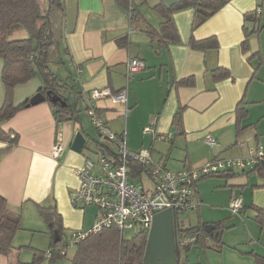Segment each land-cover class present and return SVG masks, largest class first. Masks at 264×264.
I'll return each mask as SVG.
<instances>
[{
    "label": "crops",
    "instance_id": "crops-1",
    "mask_svg": "<svg viewBox=\"0 0 264 264\" xmlns=\"http://www.w3.org/2000/svg\"><path fill=\"white\" fill-rule=\"evenodd\" d=\"M263 1L229 0L195 28H192L195 18L192 8L176 11L172 18L180 41L161 44L148 32L159 29L162 16L156 12V7L150 9L145 0H138L140 18L133 23L117 0H63L64 13L54 61L63 64L66 73L57 76L51 71L64 84L58 89L71 106L72 117L57 123L52 107L44 101L23 108L1 123L4 131L17 135V143L0 157V195L11 210L21 215L22 230L45 228L37 205H54L66 233L87 230L94 222L95 207L94 211L87 209L93 206L73 207L69 200L70 193L78 186L73 169L89 158L83 152L86 147L81 152L70 148L77 131L89 137L78 103L86 111L85 99L94 88H108L112 92L127 88L128 115H125L124 105L113 104L108 99H99L94 105L113 132H120L118 119H124L123 130L118 134H125L128 124L130 138L126 147L129 151H147L152 157L154 147H163L151 133L143 132L149 125L155 135H170L166 137L169 153L172 149L184 153L175 154L173 160L178 163L173 164V168L166 159L160 158L168 171L197 168L211 159L236 153L239 141L250 127L264 122V109L255 114L254 123L247 121L254 112L250 105L264 102V73L260 74L263 79L257 74L264 67ZM25 37L24 29L14 30L9 35L10 39ZM210 37L216 40V48L195 50L188 45L190 38L200 41ZM130 58L141 59L145 66L127 79L125 62ZM1 68L0 59V106L4 97ZM216 68L227 69L230 77L215 80L213 70ZM181 80L186 83H180ZM189 81L191 84H187ZM39 87L41 81L37 77L17 85L13 102L19 104L29 99ZM178 110L181 111V133L172 126ZM153 118L155 123H152ZM134 131L147 135L146 140L135 144L131 138ZM57 135L62 138L64 151L55 158L52 147ZM206 135L214 137L217 144L208 146ZM246 136L251 137L249 133ZM252 136L254 143L264 150V123L262 128H254ZM5 146L6 143L0 141V150ZM251 170L246 174H254L259 180L243 184L239 217L229 222V226H226V217L220 237L214 236V230L201 244L183 253L185 262L178 264H257L255 255L264 257V227L253 219L252 209L253 206L264 207V186L261 177ZM144 178L150 186L146 171L137 173L130 164L129 181L143 185ZM218 179L228 185L229 179ZM196 194L198 199V191ZM234 195H229L227 205L230 199H235ZM207 223L213 222L198 220L190 227ZM22 230L15 233L14 246L22 241ZM16 261L13 253L9 257L0 255V264Z\"/></svg>",
    "mask_w": 264,
    "mask_h": 264
},
{
    "label": "trees",
    "instance_id": "trees-1",
    "mask_svg": "<svg viewBox=\"0 0 264 264\" xmlns=\"http://www.w3.org/2000/svg\"><path fill=\"white\" fill-rule=\"evenodd\" d=\"M227 1L229 0H180L177 5L169 9L159 5L155 10L161 14L162 22L157 31L148 33L161 44H178L179 35L172 18L174 12L192 8L195 14L192 28H195ZM117 2L127 10L131 23L140 18L138 5L131 0H117ZM63 13V0H46L45 7H42L38 0H0L1 82L4 88L3 102L0 106V141L6 143L5 148L0 150V157L17 143V135L4 131L1 128V123L28 107V99L19 104L13 102V91L17 85L24 84L35 77L39 78L41 87L38 92L45 95V101L49 102L52 107L57 123L72 117L71 106L68 105L67 100L58 89L64 84H61V81L49 68L50 61H54L56 58ZM17 29H24L27 37L10 39V33ZM188 45L192 49L200 50L207 47L216 48L217 43L212 37L200 41L190 38ZM242 47L245 48V43L242 44ZM229 77L230 73L227 69L216 68L213 70L215 80ZM180 83H186V81L181 80ZM187 84H191V82L189 81ZM47 91L58 95L67 105L51 104L49 97L46 96ZM241 114L243 113L241 112ZM172 126L178 133H181L180 110L174 114ZM171 134L173 137V133ZM131 167L137 173L146 171L145 167L138 162L131 163ZM253 171H256L261 177L262 186H264V169L261 166V161L250 172ZM234 174L222 172L202 177L200 180L211 177L229 179ZM252 209L254 211L253 219L260 227H264V207L253 206ZM37 211L45 222L50 235V250L42 253L34 252L32 261L27 264H40L43 260H46L47 264H54L57 257L64 256L66 253V245H63L62 242L66 239L67 233L62 227L61 217L54 205H37ZM176 215L174 214L173 217V225L175 251L179 263L181 254L186 253L192 246L201 244L203 238L209 234L204 231L201 224L181 228L176 221ZM212 224L220 237L224 229V219ZM19 230H22L21 215L11 210L0 195V255L9 257L15 249L12 243L13 237ZM54 231L57 233V239H55ZM122 235L113 227L90 233L75 245L76 249L71 264H143L147 232L138 231L130 240H123ZM255 258L257 264H263L264 257L255 255ZM8 264L21 263L16 261Z\"/></svg>",
    "mask_w": 264,
    "mask_h": 264
},
{
    "label": "built area",
    "instance_id": "built-area-1",
    "mask_svg": "<svg viewBox=\"0 0 264 264\" xmlns=\"http://www.w3.org/2000/svg\"><path fill=\"white\" fill-rule=\"evenodd\" d=\"M144 66L141 59H128L125 62L126 78L141 71ZM103 98L113 104L124 105L125 115L129 113L126 106V87L117 92L108 88H94L85 99L91 126L109 143V147L96 145L95 160L87 158L82 166L73 169L78 186L69 195L70 204L73 207L94 206L96 217L90 229L69 231L64 242L66 246H75L90 233L110 227L120 234L126 229L148 233L155 213L168 208L174 217V214L191 212L198 208L196 186L202 177L222 172H246L264 159L262 146L256 145L245 158H214L197 168L185 167L176 172L168 171L163 164L154 162L149 152H131L127 149L125 134L113 132L96 110L94 102ZM152 123H155V118ZM143 132L151 133L160 140L170 136L155 135L150 125L145 127ZM205 142L210 147L217 144L216 139L210 135H206ZM63 151L62 138L57 135L52 147V156L57 158ZM133 162L145 167L151 181L150 186L145 187L129 181V166ZM240 209L241 198L232 199L230 212L238 214Z\"/></svg>",
    "mask_w": 264,
    "mask_h": 264
},
{
    "label": "rangeland",
    "instance_id": "rangeland-1",
    "mask_svg": "<svg viewBox=\"0 0 264 264\" xmlns=\"http://www.w3.org/2000/svg\"><path fill=\"white\" fill-rule=\"evenodd\" d=\"M40 5L42 7L46 6V0H38ZM135 4H138V0H133ZM264 2V1H263ZM140 3V2H139ZM158 13V12H157ZM49 68L57 75V76H64L63 74L66 73L65 66L61 64L60 62L50 61ZM262 73V74H261ZM264 73V67L261 68L258 71V77L261 79V75ZM261 74V75H260ZM263 79V78H262ZM263 81V80H262ZM250 108L254 109V112L252 116H248L247 121L250 123H254L257 120V117H255V114H259L264 109V102H258L255 104H251ZM78 109L79 113L82 116L83 122L87 125V131H88V141L86 144V148L83 150L84 154L89 157L92 160H95L96 157V144H101L108 146L109 143L105 141L102 137L98 136V134L95 132V130L92 128L90 119L86 113V111L83 109L82 104L78 103ZM118 121V131L123 130V122L124 119L120 118ZM264 122L257 123L254 128H262ZM254 128H251L246 132L251 135V137H245V135L242 137V139L239 141V145L236 148V153H231L229 156H221L219 159H233V158H245L248 156L249 151L256 146L253 140V131ZM115 132V131H114ZM117 132V133H120ZM128 124L126 125L125 129V136H126V145H128V140L130 138V135L128 134ZM134 135L131 136L135 144L141 143L142 140L147 136L145 134H141L138 131H134ZM149 137V136H148ZM147 137V138H148ZM245 137V138H244ZM156 139V138H155ZM146 140V139H144ZM150 140V138H149ZM169 138H166V142L163 140H160L157 138V142L163 143L162 148L154 147V152L151 153L152 159L156 163H161L160 158L162 160L166 159V163H169L170 168H173V164H177L178 162H175V154L184 153V151H179L172 149L169 153V150L166 148L169 146ZM156 142V143H157ZM164 143H167L164 145ZM127 148H129L127 146ZM134 151H140V149H133ZM169 153V154H168ZM172 153V155H171ZM225 157V158H224ZM168 169L169 166H167ZM171 170V169H170ZM259 178L254 174H246V172L236 171V174L233 178L229 179L227 182V186H225L224 181L220 180L218 178H204L201 181H198L196 189L198 191L199 198L198 201V209H195L191 212L186 213H177L176 215V221L178 222L179 226L181 228L191 226L197 223L198 220L203 222H216L228 218L226 226H229V222L236 219L238 214H232L230 212V203L227 205L226 200L228 199L229 195L231 193L235 194V198H241L240 197V190L245 189L243 187L245 184L258 181ZM136 183H140L139 180H136ZM242 184V185H241ZM244 184V185H243ZM143 185L145 187L148 186L147 180L144 178ZM242 187V188H241ZM232 196V197H234ZM232 200V199H230ZM231 202V201H230ZM88 211H94L95 208L88 207ZM227 210V211H226ZM199 216V217H198ZM94 222H92L93 224ZM91 224V226H92ZM91 228V227H90ZM88 228V229H90ZM87 229V230H88ZM137 229H126L123 232L122 239L123 240H130L133 238L134 234L137 233ZM22 241L18 244H16L14 247L15 249L12 251L15 259L21 263V264H27L30 263L33 259L34 252H45L46 250H50V243L51 238L49 233L47 232V227L45 225V228H38L32 230H22ZM65 240L62 242L64 245ZM13 243V242H12ZM75 246H66V253L64 256H59L54 260V264H71V260L75 253ZM181 254L179 258V262L184 263L186 257ZM40 264H47L46 260H43Z\"/></svg>",
    "mask_w": 264,
    "mask_h": 264
},
{
    "label": "water",
    "instance_id": "water-1",
    "mask_svg": "<svg viewBox=\"0 0 264 264\" xmlns=\"http://www.w3.org/2000/svg\"><path fill=\"white\" fill-rule=\"evenodd\" d=\"M179 2L180 0H145L146 5L150 9H154L159 4L169 9ZM46 96L49 97L51 104L59 103L62 106H66V103L58 95L51 94L50 91H47ZM44 101L45 95L36 92L28 99V106H34ZM88 139L80 131H77L72 138L70 148L75 152H81L86 147ZM261 166L264 169V159L261 161ZM203 229L206 233L212 234L215 227L213 224L207 223L203 225ZM217 235L218 233L215 232L214 236L216 237ZM54 236L57 239L56 231H54ZM143 264H178L175 251L173 214L168 208L152 216L151 226L147 233Z\"/></svg>",
    "mask_w": 264,
    "mask_h": 264
}]
</instances>
